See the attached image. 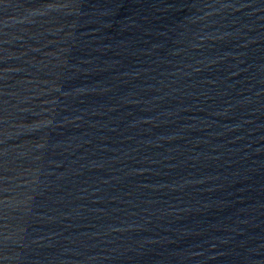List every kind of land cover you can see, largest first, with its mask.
Listing matches in <instances>:
<instances>
[{
  "label": "water",
  "instance_id": "95a60500",
  "mask_svg": "<svg viewBox=\"0 0 264 264\" xmlns=\"http://www.w3.org/2000/svg\"><path fill=\"white\" fill-rule=\"evenodd\" d=\"M0 264H264V0H0Z\"/></svg>",
  "mask_w": 264,
  "mask_h": 264
}]
</instances>
